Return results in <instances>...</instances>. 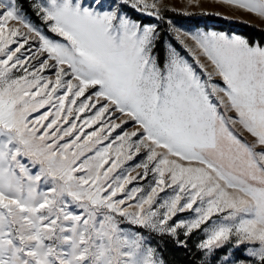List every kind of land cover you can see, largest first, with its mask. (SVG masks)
Returning <instances> with one entry per match:
<instances>
[{"label":"snow or ice","instance_id":"snow-or-ice-1","mask_svg":"<svg viewBox=\"0 0 264 264\" xmlns=\"http://www.w3.org/2000/svg\"><path fill=\"white\" fill-rule=\"evenodd\" d=\"M166 10L0 0V264H264V39Z\"/></svg>","mask_w":264,"mask_h":264},{"label":"rangeland","instance_id":"rangeland-1","mask_svg":"<svg viewBox=\"0 0 264 264\" xmlns=\"http://www.w3.org/2000/svg\"><path fill=\"white\" fill-rule=\"evenodd\" d=\"M165 3L168 10L173 11L172 9H175L174 12H180L183 14L188 13L185 15H191L193 13H199V14L208 13L217 16L216 13H221V15L218 17L225 19L224 17L227 16L228 18L226 20L228 21H241L247 24L264 28V22H261L256 17L243 12H234L228 6L216 3V0H202L201 7H190L187 3V0H165ZM200 16L203 17V15ZM169 21H171L172 27L177 28L182 32L194 33L196 31H221L213 28L211 26L210 21L201 20L198 25H192L187 22H181L173 17L165 16V20L157 22L159 25L160 35L163 37L165 44L172 43L174 46H176L178 49L182 51H183L182 46L175 39V35L174 32L172 31V27L169 26L168 23ZM223 32L238 34L236 32H227V31H223ZM185 54L187 55V53ZM214 80L217 83H222L218 77H214ZM198 239L199 236L194 235L191 238L190 243L193 244L195 247V244L197 243Z\"/></svg>","mask_w":264,"mask_h":264},{"label":"trees","instance_id":"trees-1","mask_svg":"<svg viewBox=\"0 0 264 264\" xmlns=\"http://www.w3.org/2000/svg\"><path fill=\"white\" fill-rule=\"evenodd\" d=\"M199 13L185 15L180 12L166 10L164 16L173 17L181 22H187L192 25H198L201 20L211 22V26L216 30L236 32L260 41L264 39V28L247 24L241 21H228L215 15L207 14L201 17ZM145 20L149 18H144ZM164 256L169 261V264H199L200 253L193 244L189 242V250H177L173 245L169 244L164 249Z\"/></svg>","mask_w":264,"mask_h":264}]
</instances>
